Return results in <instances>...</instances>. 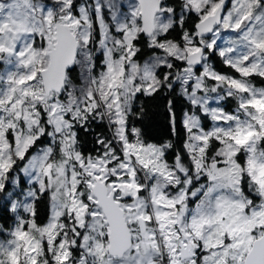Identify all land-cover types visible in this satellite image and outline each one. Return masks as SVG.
I'll return each instance as SVG.
<instances>
[{
    "label": "rangeland",
    "instance_id": "1",
    "mask_svg": "<svg viewBox=\"0 0 264 264\" xmlns=\"http://www.w3.org/2000/svg\"><path fill=\"white\" fill-rule=\"evenodd\" d=\"M78 1L0 0V206L11 216L10 226L0 230V264H242L264 223V87L245 76L264 75V2L236 0L248 12L256 7L251 19L258 22L238 24L241 8L233 18L224 10L202 38L203 47L216 49L236 68L234 77L214 76L205 51L196 72L184 63L185 53L199 46L194 30L178 43L156 39L173 20L169 6L160 4L146 37L157 52L136 60V1ZM218 1L183 0L178 14L190 7L201 17ZM57 20L75 36L79 77L63 87L61 98L43 95L38 75L47 60L43 35L52 40ZM224 21L237 30L235 40L222 35ZM99 50L103 66L93 73L92 53ZM172 59L184 63L175 79L196 109L184 118L188 153L170 162L166 143L142 141L135 127L126 130L125 115L137 91L148 93L160 79H172ZM208 76L213 80L206 84ZM231 93L232 108L223 109L220 99ZM37 103L45 110L43 121ZM95 107L120 153L108 146L88 157L74 149L71 118ZM200 114L207 115L205 126ZM41 136L45 142L23 158ZM210 137L217 145L208 156ZM94 180L119 200L131 234L119 258L106 252L107 226L90 191ZM42 191L48 215L35 224L32 203Z\"/></svg>",
    "mask_w": 264,
    "mask_h": 264
},
{
    "label": "trees",
    "instance_id": "2",
    "mask_svg": "<svg viewBox=\"0 0 264 264\" xmlns=\"http://www.w3.org/2000/svg\"><path fill=\"white\" fill-rule=\"evenodd\" d=\"M79 4L81 2L78 1ZM161 6H169L173 12V20L171 24L161 33L157 34L156 39H167L173 42H180V39L185 34H190L193 32L194 23L200 16L192 9L182 10V0H160ZM260 2V1H259ZM262 2V1H261ZM258 3V5L262 3ZM71 8L76 12V8L72 5ZM241 8V9H240ZM246 6L236 0H228L225 10L230 13V17L233 18L239 12L238 24L253 23L256 24L257 20H252L253 16L256 17L257 11L256 7H253L249 12L246 11ZM225 11V12H226ZM257 18V17H256ZM221 25V23H220ZM222 25L226 28L225 39L235 40L234 36H239L236 29H230L231 22L224 21ZM230 29V30H228ZM92 40L95 42L97 37L95 24L92 29ZM230 40V41H232ZM132 43L135 46V50L132 57L136 60H141L143 57L157 52V48L154 45H149L147 38L144 37L140 32L137 33L136 37L132 39ZM195 44H197L195 42ZM205 60L209 65V68L213 72L214 76L220 75H230L237 76L236 68L229 62L223 59V56L214 48L207 49L204 47ZM102 52L94 51L92 53V72L95 73L97 69L102 68ZM184 63L182 60L171 61L170 72L172 77L170 80L160 79L159 84L154 87L150 92L137 91L132 98L129 108L125 115V125L127 127H135L138 136L144 142L153 143H166V149L164 155L167 161H175L176 159L182 160L188 153L187 147V127L185 126L184 118L192 110L196 109V106L192 105L187 97L179 90L178 82L175 79V74L180 66ZM197 67H193V71L196 72ZM159 72V70H158ZM247 76L248 80L254 85H259L264 87V75L249 72ZM175 79V80H174ZM213 80V76H208L205 79V83H209ZM71 82L77 84L79 82V77L77 73V67L75 63L66 72L63 87L65 88L67 83ZM62 88V89H64ZM63 92L57 97L61 98ZM223 109L231 110L233 104V94H225L221 99ZM38 110L40 112L39 121H43V113L45 110L41 107L40 103H37ZM194 106V107H193ZM97 108H93L88 112H81V116L77 118H71V129L73 132L74 139V149L81 156L93 157L100 153L101 150H105L110 146L111 150L116 153H120L116 145L113 144L110 139L109 128L104 119L96 113ZM199 120H201V125L205 126L207 124V115L200 114ZM46 127V124H45ZM39 141H44L43 136L38 140L36 139L23 154V158L27 152L34 148ZM210 144V145H208ZM107 145V146H106ZM217 142L214 137H210L205 148L206 155H211L215 150ZM242 151L239 150L236 153L237 161L241 162ZM246 175L242 173L240 177V183L244 182ZM199 179H203L200 176ZM21 181V177H19ZM194 179L192 182L194 183ZM83 198V195H82ZM119 201V200H118ZM32 220L35 224H41L44 222L48 215V195L46 191H42L37 194L32 203ZM10 210L5 205L0 206V230L3 228H8L10 226ZM77 241V238L74 239ZM71 252L75 253L76 245L71 246ZM77 253V250H76Z\"/></svg>",
    "mask_w": 264,
    "mask_h": 264
},
{
    "label": "water",
    "instance_id": "3",
    "mask_svg": "<svg viewBox=\"0 0 264 264\" xmlns=\"http://www.w3.org/2000/svg\"><path fill=\"white\" fill-rule=\"evenodd\" d=\"M138 6L140 32L148 37L154 28L153 18L160 7V0H135ZM264 2V0H260ZM228 0H219L211 12L201 16L194 23L198 48L184 55V63L198 66L202 60V38L207 37L216 27L227 6ZM47 60L38 70L43 95L54 92L61 94L66 72L73 66L77 51V42L67 23L55 21L53 40L44 35ZM90 191L94 203L100 208L107 226L106 252L112 258H119L131 244V234L124 220L123 210L113 193L106 190L100 181L91 184ZM242 264H264V223L260 233L250 242L242 259Z\"/></svg>",
    "mask_w": 264,
    "mask_h": 264
},
{
    "label": "flooded vegetation",
    "instance_id": "4",
    "mask_svg": "<svg viewBox=\"0 0 264 264\" xmlns=\"http://www.w3.org/2000/svg\"><path fill=\"white\" fill-rule=\"evenodd\" d=\"M183 1V0H182ZM160 4H161V2H160ZM188 9H191L190 7L188 8ZM138 20H139V18H138ZM58 21V20H57ZM55 22V21H54ZM54 24V23H53ZM194 30V29H193ZM195 32V31H194ZM141 33V32H140ZM45 35V34H44ZM44 35H43V39H42V42H43V45H44V48H45V43H46V41L44 40ZM48 38V37H47ZM51 38H52V40H53V29H52V32H51ZM196 38V37H195ZM49 40V39H48ZM51 40V41H52ZM196 43H197V40H196ZM198 44V43H197ZM199 47V46H198ZM197 47V48H198ZM196 49V48H195ZM45 50V49H44ZM204 51V47L202 46V52ZM75 59V58H74ZM193 66V65H192ZM193 67H197V66H193ZM66 76V75H65ZM94 181H96V180H94ZM93 181V182H94ZM110 192V191H109Z\"/></svg>",
    "mask_w": 264,
    "mask_h": 264
}]
</instances>
